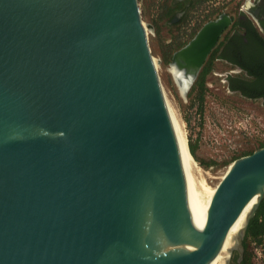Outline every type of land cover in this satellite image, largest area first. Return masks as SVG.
Here are the masks:
<instances>
[{"label":"water","instance_id":"water-1","mask_svg":"<svg viewBox=\"0 0 264 264\" xmlns=\"http://www.w3.org/2000/svg\"><path fill=\"white\" fill-rule=\"evenodd\" d=\"M227 14L174 53L200 73ZM139 0H0V264H211L264 199V148L207 220L186 178ZM231 261L228 262L230 264Z\"/></svg>","mask_w":264,"mask_h":264},{"label":"rangeland","instance_id":"rangeland-1","mask_svg":"<svg viewBox=\"0 0 264 264\" xmlns=\"http://www.w3.org/2000/svg\"><path fill=\"white\" fill-rule=\"evenodd\" d=\"M139 1L145 22L154 29L150 34L151 45L155 57L160 61L169 105L184 125L189 146L202 164L198 163L204 173H199L197 178L206 180L210 186H216L234 160L264 146V105L228 91L225 82L228 69L215 63L213 52L210 54L213 59L208 61L211 66L205 76L204 88L193 86L187 97L181 96L168 69L174 53L187 45L210 19L214 20L222 13L233 16L237 12H200L207 6L204 2L198 4L201 6L195 5L185 19L177 23L171 21L169 12H165L173 0ZM228 1L219 0L220 8H223L222 3L226 6ZM234 2L239 5L242 3L233 0L231 3L234 7H237ZM232 5L227 6L231 9ZM259 239L246 240L247 264H264V234ZM235 258L234 251L230 264L235 263Z\"/></svg>","mask_w":264,"mask_h":264},{"label":"flooded vegetation","instance_id":"flooded-vegetation-1","mask_svg":"<svg viewBox=\"0 0 264 264\" xmlns=\"http://www.w3.org/2000/svg\"><path fill=\"white\" fill-rule=\"evenodd\" d=\"M218 1L173 0L165 12H169L172 15L171 21L177 23L182 22L195 5L204 2L207 6L200 12H207V14L218 11L237 12L236 15H229L232 18V24L225 30L222 35L224 37H221L222 40H219L212 51L213 58L215 63L224 65L228 69L225 82L231 94H237L246 100L260 101L264 105V0H238L242 2L241 5L234 3L239 8L232 5L233 0H229L226 4L232 5L231 9L224 3H222L223 8H220L221 3ZM211 55L206 63L211 59ZM245 91L255 94L262 92L263 95L250 97L244 93ZM237 259L236 253L234 264H238ZM240 264H247L245 253Z\"/></svg>","mask_w":264,"mask_h":264},{"label":"bare ground","instance_id":"bare-ground-1","mask_svg":"<svg viewBox=\"0 0 264 264\" xmlns=\"http://www.w3.org/2000/svg\"><path fill=\"white\" fill-rule=\"evenodd\" d=\"M157 62L158 64L160 63L159 60H157ZM168 71L172 75L181 96L187 97L190 90L196 83V80L200 73H198L197 69H195L194 67L187 65L184 62V59L181 57L177 58L174 62L172 61L170 63ZM170 110H171V115L175 126V130L177 133L184 170L191 194L195 199V201L197 202L198 206L200 207L205 217V220H207L209 206L215 194L216 187L218 184L217 185L215 184L216 186H210L206 180L197 178V175L199 173H204V171L200 168L201 165L200 166L198 165L199 162H197L193 157V155L191 154L188 137L186 135L185 130L183 129L184 125L182 126V124L179 122V120L177 119L175 113L171 108ZM228 169L229 167L227 168V171ZM226 172L222 175V178L226 174ZM257 201H258V197H255L244 209L239 219L231 228L226 238V241L223 245V248L221 249L218 256L212 261L211 264H228V262L231 261L233 255V249L236 246L237 238L241 230L244 228L247 217L251 212L252 208L257 203Z\"/></svg>","mask_w":264,"mask_h":264},{"label":"trees","instance_id":"trees-1","mask_svg":"<svg viewBox=\"0 0 264 264\" xmlns=\"http://www.w3.org/2000/svg\"><path fill=\"white\" fill-rule=\"evenodd\" d=\"M210 66L211 63L207 64L205 66V68L201 71L198 80L196 81L195 85H198L199 87H201L202 89L204 88V83H205V76L207 75V73L210 71ZM247 95H250V97H260L259 95H263V93H252L250 92H244ZM190 147V146H189ZM261 148H264V146H262ZM260 149V148H259ZM190 151L191 154L193 155V157L195 158V160L198 162L199 160L196 157V154L194 152V149L192 147H190ZM253 153V152H252ZM251 153V154H252ZM249 154V155H251ZM248 156V155H247ZM235 161V160H234ZM199 163L201 164V162L199 161ZM202 165V164H201ZM264 234V199L262 200L255 217L251 220L248 229H247V233L244 239V248H245V259L247 260V255H248V251H247V245H246V240L248 238H252L254 240H260L259 238Z\"/></svg>","mask_w":264,"mask_h":264}]
</instances>
